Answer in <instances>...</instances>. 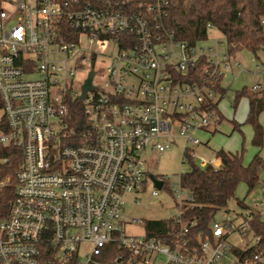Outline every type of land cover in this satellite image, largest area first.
<instances>
[{
    "label": "built area",
    "instance_id": "1",
    "mask_svg": "<svg viewBox=\"0 0 264 264\" xmlns=\"http://www.w3.org/2000/svg\"><path fill=\"white\" fill-rule=\"evenodd\" d=\"M168 0H0V152L21 151L14 196L0 219V264H264V251L230 253L232 221H213L212 237L187 235L183 205L192 196L169 177L149 174L147 153L184 151L218 116L216 85L240 66L224 38L189 45L165 28ZM208 29L212 28L207 25ZM205 60L199 82L186 81ZM101 67L83 99L85 64ZM264 74V66L262 68ZM258 84L250 87L259 89ZM79 99L88 127L69 128ZM5 159L0 158V163ZM211 163L200 159L199 165ZM215 167L219 166L216 160ZM149 175L161 181L154 186ZM171 195L179 230L169 242L126 232L124 197ZM8 178L0 179V189ZM137 200V199H136ZM248 221L236 230L244 234ZM255 246L259 237H253ZM90 244L88 251L82 249Z\"/></svg>",
    "mask_w": 264,
    "mask_h": 264
},
{
    "label": "trees",
    "instance_id": "2",
    "mask_svg": "<svg viewBox=\"0 0 264 264\" xmlns=\"http://www.w3.org/2000/svg\"><path fill=\"white\" fill-rule=\"evenodd\" d=\"M163 23L176 38L192 46L208 38L209 24L222 34L232 53L248 50L257 56L258 51L264 50V0H168ZM204 63L205 60H199L198 65L191 68V77L183 79L199 82ZM216 86L217 100L210 102L213 108H217V103L226 92L220 83ZM241 97L247 100L244 124L251 127V143L259 150L264 145L263 127L259 121V115L264 111V90L251 91L250 88H243L236 91L233 95L234 108ZM67 122L69 128L76 132L88 127L79 99L69 103ZM233 127L240 130V124L235 121ZM184 156L190 168L180 174V185L190 192L192 200L189 205L182 206L183 214L180 219L183 222H195L189 227L187 235L192 243H197L198 235L212 237L211 224L215 221V214L226 208L230 201L242 209L247 208L244 199L236 196V190L240 184H244L249 194L258 185L260 173L264 169V159L256 152L245 163L242 149L236 152L219 149L216 151L219 166L209 164L201 167L194 163L189 150L184 151ZM21 157V151L17 149L2 148L0 152V158L5 159L0 163V179L8 178V184L0 189V219L6 215L9 202L14 196L15 172ZM244 217L248 221V229L243 235L250 233L252 237H259V241L255 246L231 245L230 253L239 259L250 257L257 250L264 251V221L259 214L253 212ZM178 230L179 224L170 217L145 221L146 235L161 237L165 242H169Z\"/></svg>",
    "mask_w": 264,
    "mask_h": 264
},
{
    "label": "rangeland",
    "instance_id": "3",
    "mask_svg": "<svg viewBox=\"0 0 264 264\" xmlns=\"http://www.w3.org/2000/svg\"><path fill=\"white\" fill-rule=\"evenodd\" d=\"M213 38H223L222 34L215 28H209L208 30V40L206 43H210ZM257 56L260 60L264 61V50L257 52ZM239 59L242 62L243 67L249 69L254 68L256 56L248 50H241ZM240 66L239 74L236 80L231 85L230 89L226 94L220 99L219 107L224 119L216 128V131L209 135V141L207 144L199 143L192 147L194 154V163L198 166L200 159H204L206 162L214 164L216 161V150L217 149H242L243 158L246 162H249L254 153V148L251 143V128L247 124H243L241 130H232V119L244 121L246 110H247V100L245 97H241L234 108L233 106V95L236 91H240L243 88H250L253 86L254 82L251 74L243 70ZM95 72V81L102 83L99 79L101 76V67L96 66L94 68L90 67V63L85 64V70L83 76L87 75L90 70ZM261 85V90H264V75H261L257 80ZM1 116V110H0ZM204 138L207 135L203 136ZM183 152V142L179 138H174L171 148L161 154H157L154 161H151L150 153H147L146 167L149 174L152 175H163L169 177L170 182L177 181V175L186 172L190 168V164L186 160H182ZM153 184L150 180L147 181L146 189L141 193H129L124 197V204L122 208V219L124 221H130L132 218L139 219L141 223L131 224L126 223V232L130 234H142L143 225L142 222L146 220L164 219L171 217L176 214L177 207L174 205V200L169 195L165 189L158 192L157 196L151 195V189ZM246 192V186L240 184L236 190V195L239 199H242ZM258 194V187L256 186L249 194L245 197V203L250 204L251 198ZM254 196V197H255ZM137 199V200H136ZM264 208V205H261ZM248 214V210L240 208L235 202L230 201L228 206L224 209H220L215 214L216 221H225L228 219L232 221V232L228 236V242L232 245L244 247L246 245L252 246L254 239L250 233L246 236L238 233L236 230L237 225L243 220V217ZM261 217L264 221V210H261ZM90 244L86 245L82 249V253L88 251ZM231 255L221 258L218 264H228L232 261Z\"/></svg>",
    "mask_w": 264,
    "mask_h": 264
},
{
    "label": "crops",
    "instance_id": "4",
    "mask_svg": "<svg viewBox=\"0 0 264 264\" xmlns=\"http://www.w3.org/2000/svg\"><path fill=\"white\" fill-rule=\"evenodd\" d=\"M240 53H241V51L235 52V57H236L237 61L240 63V66H242V62L239 59ZM256 58L257 59L255 60V64H254V68L253 69H249V68L243 67V66L242 67H243V70H245V71L249 72V74H251V76L253 78V81H255L254 84H258L260 86L259 89L257 90V91H259V90H261L260 89L261 85H260V83L257 80H258V78L261 75H264L262 73V68L264 66V61L260 60L258 56H256ZM240 66H234L233 69L230 72H228L222 78L220 86L222 88H225L226 92L230 89L231 85L236 80V78H237V76L239 74L238 70H239ZM226 92H225V94H226ZM218 113L219 114L214 119V122H213L212 125H210L206 129L201 130V131L198 132V136L200 138V143L207 144L208 141H209V138H210L209 135H212L216 131L217 126L224 120L222 118V114H221V111H220L219 102H218ZM246 114H247V110H246ZM246 114H245V118H246ZM245 118H244V120H245ZM233 121H235L236 123L240 124V130H241L242 125L244 124V121L240 122V120L232 119L231 120L232 130H235L234 127H233ZM259 121H260V123H261V125L263 127V132H264V111L260 113ZM204 135H207V137L204 138L203 137ZM251 138H252V130H251ZM192 147H191V149H192ZM253 148H254V153L259 152L260 156L264 159V145L259 150L255 146H253ZM220 149H222V148H220ZM217 150H219V149H217ZM222 150H224V149H222ZM192 151H193V149H192ZM225 151L236 152V151H238V149H229V150H225ZM244 162L247 163L245 160H244ZM259 178H260L259 179V183L257 185L258 194L256 196L254 195L255 197L253 196L251 198V203L247 204V208L244 209V210H248V213H252L253 212V213L259 214L260 217H261V210H264V208L261 206V205H264V169L261 171ZM247 195L248 194H246L242 199H245V197ZM244 219H245V217H243L242 221H244ZM261 219H262V217H261Z\"/></svg>",
    "mask_w": 264,
    "mask_h": 264
},
{
    "label": "water",
    "instance_id": "5",
    "mask_svg": "<svg viewBox=\"0 0 264 264\" xmlns=\"http://www.w3.org/2000/svg\"><path fill=\"white\" fill-rule=\"evenodd\" d=\"M91 79H92V72H89V73H88V76H87L86 80L84 81V84L82 85V88H81V91H82V93H81V95H80L81 99H83V98L85 97L86 92H87L88 90H92V89H93V85H92V83H91ZM149 177L151 178V180H152L154 186L157 187V188H160V186H161V181H160V180H157V179H156L154 176H152V175H149Z\"/></svg>",
    "mask_w": 264,
    "mask_h": 264
}]
</instances>
